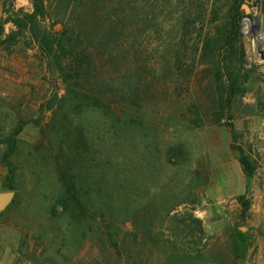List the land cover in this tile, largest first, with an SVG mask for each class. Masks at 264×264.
Here are the masks:
<instances>
[{
    "label": "trees",
    "instance_id": "1",
    "mask_svg": "<svg viewBox=\"0 0 264 264\" xmlns=\"http://www.w3.org/2000/svg\"><path fill=\"white\" fill-rule=\"evenodd\" d=\"M221 1L216 0L215 6ZM223 1L228 6L223 16L219 9L197 14L203 23L219 24L195 45V59L210 66L219 103L215 119L219 123L229 114L226 128L232 135L231 150L237 155L248 186L257 165L239 142L232 123V109L242 105L251 91L252 68H248L241 43L242 22L248 15L242 8L243 0ZM257 1H261L264 13V0ZM30 2L32 12H11L1 23L0 45L25 41L29 47H37L66 90L65 95H56L49 102L47 109L53 111V118L46 126L48 130H43L47 135L42 133L50 147L45 159L54 161L52 169L59 187L48 212L50 220L56 223L51 242L62 249H57V263L53 264H60L58 258L66 255L64 249L69 255L64 257L65 264H75L76 257L91 240L107 252L122 246L130 259H141L140 264H144L146 253L149 264L244 261L251 229L244 232L235 228L226 253H207L206 230L195 215L201 202L198 191L203 173L183 168L189 161V143L181 136L192 133L193 127L181 125L178 137L168 143L164 155L159 146L162 135L153 129L154 117L145 116L141 96L142 89L147 87L141 75L144 70L126 64L129 56L138 54L137 42L144 33L142 28L130 25L137 18L135 11L121 5L108 7L107 0H59L52 13L49 0ZM127 21L130 24L126 26ZM10 23L15 30L5 36L4 25ZM185 38L186 35L182 44L186 43ZM124 44L129 45L128 56ZM175 45L169 44V52L174 51L173 60L177 62L173 69L184 72V66H180L182 49ZM120 49L123 56H113ZM108 53L118 71L120 66H127L123 74L105 78L102 60ZM190 70L188 66L185 73ZM27 124L21 121L10 132H0V163L7 169L8 180L5 190L17 189L20 136ZM164 159L171 168H159ZM239 201L246 214V197L240 196ZM129 222L134 229L129 235L131 244L123 229ZM115 255L117 264H123L121 254Z\"/></svg>",
    "mask_w": 264,
    "mask_h": 264
},
{
    "label": "rangeland",
    "instance_id": "2",
    "mask_svg": "<svg viewBox=\"0 0 264 264\" xmlns=\"http://www.w3.org/2000/svg\"><path fill=\"white\" fill-rule=\"evenodd\" d=\"M2 1L0 25L11 12H32L30 0ZM215 1L107 0V5L134 10L137 18L131 24L127 21L126 26L136 25L144 30L137 42L138 54L129 56L126 64L144 70L143 74L141 72L147 86L141 94L144 112L145 116L154 117L152 121L156 126L153 129L162 135L159 146L163 154L168 143L178 137L181 125L194 129L181 136L189 143V161L183 168H194L203 173L198 191L201 202L195 208V215L203 221L206 230L207 253L213 254L217 250L226 253L235 228L244 232L251 229L246 258L236 264H264V13L261 1L243 0L242 8L248 16L242 22L241 43L248 68H252L251 91L244 97L242 105L232 109V123L240 136L239 142L257 165L256 174L247 186L237 155L231 150L232 135L226 128L229 114H225L219 123L215 119L219 103L210 66L195 59V45L219 24L203 23L197 14L219 9L223 16L228 9L227 1L222 0L217 6ZM58 2L49 0L52 13ZM4 28L5 36L15 30L11 23L5 24ZM185 35L186 43L182 44ZM170 43H175L176 49L181 46L180 66H184L185 71L190 66V73L173 69L177 62L173 60L174 51L169 52ZM122 46L128 56L129 45ZM119 54L123 56L121 49L113 56ZM105 55L102 60L105 68L101 71L105 78L125 72V64L118 71L111 54ZM65 93L62 80L54 69L49 68L37 47H29L25 41L11 46L0 45V132H10L21 121L28 122L20 136L22 154L16 166L19 171L17 189L14 190L16 197L0 215V264L57 263L55 253L61 248L51 242L56 223L50 220L48 212L59 187L52 169L54 161L45 159L50 147L42 133L47 135L43 130H48L46 126L53 118V111L47 109L49 102L54 96L62 97ZM145 121L149 122L148 119ZM2 148L0 144V150ZM172 160L176 162L177 159ZM163 162V167L159 168H171L165 164V159ZM7 185V169L0 163V193L11 191L5 190ZM242 195L249 204L246 214L239 201ZM123 229L131 244L132 224H124ZM128 249H131L130 245ZM117 253L121 254L123 264H140L141 259H130L122 246L107 252L92 240L87 241L74 263L117 264L113 259ZM65 256L58 258V263L65 264ZM147 256L146 253L143 257L144 264H149Z\"/></svg>",
    "mask_w": 264,
    "mask_h": 264
},
{
    "label": "water",
    "instance_id": "3",
    "mask_svg": "<svg viewBox=\"0 0 264 264\" xmlns=\"http://www.w3.org/2000/svg\"><path fill=\"white\" fill-rule=\"evenodd\" d=\"M15 197L14 191L0 193V213L4 212L14 202Z\"/></svg>",
    "mask_w": 264,
    "mask_h": 264
}]
</instances>
